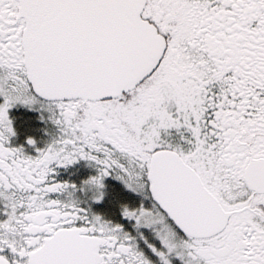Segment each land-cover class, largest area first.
Masks as SVG:
<instances>
[{
    "label": "snow or ice",
    "instance_id": "obj_1",
    "mask_svg": "<svg viewBox=\"0 0 264 264\" xmlns=\"http://www.w3.org/2000/svg\"><path fill=\"white\" fill-rule=\"evenodd\" d=\"M0 264H264V0H0Z\"/></svg>",
    "mask_w": 264,
    "mask_h": 264
}]
</instances>
